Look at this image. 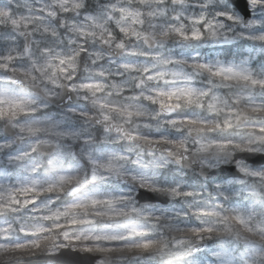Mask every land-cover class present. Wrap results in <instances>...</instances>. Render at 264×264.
<instances>
[{"label": "clouds", "instance_id": "clouds-1", "mask_svg": "<svg viewBox=\"0 0 264 264\" xmlns=\"http://www.w3.org/2000/svg\"><path fill=\"white\" fill-rule=\"evenodd\" d=\"M0 264H264V0H0Z\"/></svg>", "mask_w": 264, "mask_h": 264}]
</instances>
